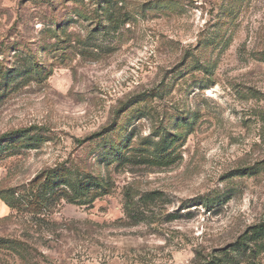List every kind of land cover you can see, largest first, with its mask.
I'll return each mask as SVG.
<instances>
[{
  "label": "rangeland",
  "instance_id": "obj_1",
  "mask_svg": "<svg viewBox=\"0 0 264 264\" xmlns=\"http://www.w3.org/2000/svg\"><path fill=\"white\" fill-rule=\"evenodd\" d=\"M0 264H264V0H0Z\"/></svg>",
  "mask_w": 264,
  "mask_h": 264
}]
</instances>
